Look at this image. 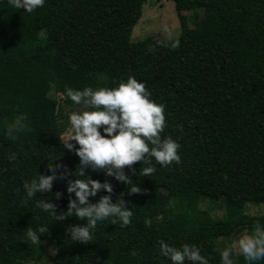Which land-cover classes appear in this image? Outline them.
<instances>
[{
	"label": "trees",
	"instance_id": "trees-1",
	"mask_svg": "<svg viewBox=\"0 0 264 264\" xmlns=\"http://www.w3.org/2000/svg\"><path fill=\"white\" fill-rule=\"evenodd\" d=\"M163 1L174 5L180 21L184 13L197 19L199 11L212 12L187 36L201 40L204 52L182 54L173 41L129 52L147 0H45L32 13L0 0V264H170L159 255L160 240L195 244L209 264H224L221 240L264 224V215L247 213L264 205V0ZM20 18L34 29L14 30L11 22ZM180 27L185 35L187 22ZM129 76L165 106L161 136L181 145V163L162 168L153 160L149 176L139 175L146 166L140 162L132 170L124 166L129 187L140 189L132 194L114 178L116 169L108 175L110 166H84L91 179L113 189H99L88 202L121 196L132 216L124 227L118 219L98 222L87 244L73 241L65 229L86 220L57 217L76 199L67 188L81 178L74 175L80 160L63 145L67 127L60 119L63 108L73 112L82 105L65 89L113 88ZM18 115L31 130L12 138L6 128ZM51 158L56 176L50 191L28 199L24 182L52 174ZM38 200L54 204L57 215L37 207ZM203 204L221 208L224 217L212 218ZM39 226L47 230L34 245L26 232ZM49 247L53 257L46 255ZM235 264H245L243 257Z\"/></svg>",
	"mask_w": 264,
	"mask_h": 264
},
{
	"label": "clouds",
	"instance_id": "clouds-1",
	"mask_svg": "<svg viewBox=\"0 0 264 264\" xmlns=\"http://www.w3.org/2000/svg\"><path fill=\"white\" fill-rule=\"evenodd\" d=\"M8 3L16 9H24V12L32 13L43 7L45 0H8ZM65 94L73 104L82 105L86 110L73 111L68 116L70 127L63 145L70 151L74 150L79 157L80 163L74 175L76 177L79 175L81 178L69 183L67 191L74 192L76 199H70L65 215L57 218L62 220L75 216L77 220H86V224H76L65 230L70 232L69 237L73 241L87 244L92 241L98 222L111 219L115 224L118 219L120 226L124 227L130 224L132 211L126 207L127 201L121 196L113 201L111 196L104 195L98 202L89 203L88 197L95 196L99 189L103 188L108 193L113 189L108 182L101 183L91 179L90 175L85 174L84 166L90 167L93 171L110 166L107 168L108 175H113L112 169H116L114 178L128 186V194L137 193L140 191L137 185L129 187L131 179L124 173V166L132 170V165L140 162V165L146 166L139 168V175L149 176L156 170L152 164L153 160L162 168L173 163L180 164L181 156L178 149L181 145L169 136H161L166 124L165 106L152 100L145 83L137 81L133 76H129L126 81H121L113 88H66ZM177 128L183 131L182 125H177ZM30 130L23 115H18L6 128L7 135L12 138ZM8 159L15 161L16 154L11 153ZM53 160L56 159L51 158V163L47 164L52 174L45 176L37 173L34 178L24 182L23 187L28 199L34 198L37 192L50 191L56 176ZM78 205L83 206L78 207ZM36 206L50 216L57 215L56 206L52 203L38 200ZM46 230L47 226L27 230L26 238L32 244H38L39 234ZM158 245L159 255L168 259L170 264H186V262L209 264L208 259L201 255L200 249L195 244L183 243L175 247L160 240ZM234 246L235 248L229 246L221 251L224 264H232L234 250L243 257L245 264H258L264 260V224L256 222L250 233L242 234L234 241ZM135 254L133 251L132 255Z\"/></svg>",
	"mask_w": 264,
	"mask_h": 264
},
{
	"label": "rangeland",
	"instance_id": "rangeland-1",
	"mask_svg": "<svg viewBox=\"0 0 264 264\" xmlns=\"http://www.w3.org/2000/svg\"><path fill=\"white\" fill-rule=\"evenodd\" d=\"M197 19L201 23H208L212 12L209 11H199ZM183 23L187 22L188 31H186L181 40V21L177 17L174 5L172 3H167L163 0H147L146 4L142 8V14L133 27L130 43L128 45L129 52H137L142 50H153L162 46L165 41H173L175 44H178L182 54H200L205 51L204 43L201 40H189L187 36L192 33L194 29V24L197 21L193 17L192 13L182 14ZM186 20V22H185ZM11 27L14 30H26L34 29L33 24L26 23L22 18L14 20L11 22ZM171 37V38H169ZM52 95V93H50ZM85 110L83 106L75 108V111L80 112ZM71 112L67 109H62V119H60L65 126L67 127L66 133L63 135V142L67 138L68 129L70 127L68 123V116ZM202 208L207 209L209 215L212 218H222L225 215V211L221 208L203 204ZM247 213L249 215H264V205L259 207H248ZM244 232H239L236 235L231 236L228 239L221 240V247L224 249L226 247L234 246V241H236ZM47 256L53 257L55 252L52 248L49 247ZM241 256L237 251H233L232 264H235L237 257Z\"/></svg>",
	"mask_w": 264,
	"mask_h": 264
}]
</instances>
